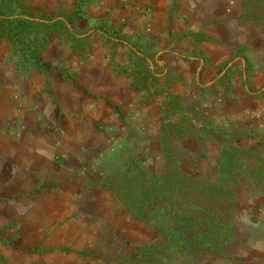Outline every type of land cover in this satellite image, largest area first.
I'll return each instance as SVG.
<instances>
[{"label":"rangeland","instance_id":"rangeland-1","mask_svg":"<svg viewBox=\"0 0 264 264\" xmlns=\"http://www.w3.org/2000/svg\"><path fill=\"white\" fill-rule=\"evenodd\" d=\"M77 1L4 0L0 18L22 15L30 20L33 31L22 38L32 47H40L46 69L69 74L70 55L85 57L93 38L108 39L97 31L100 20L98 25L89 24V11L98 0H84V10L76 16ZM227 1L246 41L209 78L214 81L209 99L215 106L203 107L196 96L185 100L169 95L163 101L165 107H122L121 127L101 137L89 130L94 142L83 145L81 158L72 151L73 173L54 188L39 184L26 192L20 182L6 184L0 176V264H264V24L241 22L242 0ZM212 3L217 12L226 9V0ZM58 22H66L75 37L66 36L65 28L55 29ZM180 36L205 41L199 38L201 34ZM34 38L44 45H35ZM80 39L86 40L75 48ZM119 40L131 43L123 33ZM208 42L221 46L214 39ZM137 47L146 57L154 56L151 49ZM27 53L23 43L0 39V73L7 75L9 87H15L22 74L50 72L34 66ZM133 55L129 61L135 62L134 67L129 64L118 69L128 79L148 70L147 62ZM186 82L195 84L196 80ZM152 84L158 94L159 82L153 80ZM151 99V95L144 96L141 103ZM203 124L243 136L236 143L241 148L238 159L244 182L234 219L239 242L231 255L223 257L159 252L138 259L137 247L162 244L160 231L175 221L165 202L135 216L153 175L167 165L166 148L171 145L186 169L194 170V163L200 160V169L207 173L208 167L214 171L213 164L229 141ZM53 130V135L63 131L62 127ZM254 171L256 175L251 174Z\"/></svg>","mask_w":264,"mask_h":264},{"label":"crops","instance_id":"crops-1","mask_svg":"<svg viewBox=\"0 0 264 264\" xmlns=\"http://www.w3.org/2000/svg\"><path fill=\"white\" fill-rule=\"evenodd\" d=\"M212 4V0H98L89 11L90 26L104 21L122 29L131 43L93 38L85 57L70 55L69 74L59 69L22 74L15 87H9L7 75L0 73L1 181L20 182L26 192L39 184L58 186L73 173L72 151L81 158L83 145L94 142L89 130L101 137L121 127L122 107H165L169 95L185 100L196 96L203 107L215 106L209 99L214 86L209 78L246 38L230 2L226 0V9L218 12ZM182 34H201L221 46L182 39ZM137 43L154 56L136 53ZM135 53L147 62L148 70L128 79L118 69L131 64L129 57ZM190 79L195 84L186 82ZM153 80L159 82L158 94ZM147 95L154 99L141 103ZM58 127L63 131L53 135Z\"/></svg>","mask_w":264,"mask_h":264},{"label":"trees","instance_id":"trees-1","mask_svg":"<svg viewBox=\"0 0 264 264\" xmlns=\"http://www.w3.org/2000/svg\"><path fill=\"white\" fill-rule=\"evenodd\" d=\"M2 2L4 0H0V15ZM83 10L84 0H78L76 16ZM240 20L248 25H263L264 0H242ZM33 27L32 22L22 15L1 17L0 39L8 37L14 44L23 43L24 48L28 49L25 56L30 57L34 66L50 71L51 69H46L40 60V47H32L22 38L23 35L31 33ZM54 28H65L66 36L75 37L66 22H58ZM97 31L108 40H119L122 34V29L108 27L105 22L101 23ZM199 38L209 40L204 35ZM85 40L80 39L79 45H75V48L82 47ZM33 43L37 46L44 45V41L38 38H34ZM134 50L141 54L138 47ZM202 127L217 135L228 137L229 141L223 146L220 156L213 164L214 171L211 172V168L208 167L207 173L200 169L202 164L200 160L194 163V170L186 169L184 161L171 145L166 148L167 165L163 171L153 175L150 189L143 194L135 216L139 218L149 207L165 202L174 212L175 221L160 231L164 239L162 244L137 247L138 259L153 257L159 252L223 257L231 255L230 251L239 242V231L234 219L239 210L240 185L244 182L238 159L241 156V148L236 143L241 141L243 136L230 129L208 127L204 124ZM256 172L251 174L256 175Z\"/></svg>","mask_w":264,"mask_h":264}]
</instances>
